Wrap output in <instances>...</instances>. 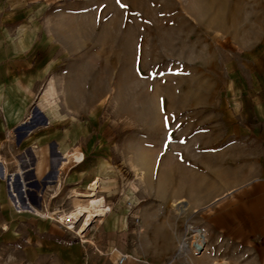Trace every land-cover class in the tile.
Masks as SVG:
<instances>
[{"label": "rangeland", "instance_id": "obj_1", "mask_svg": "<svg viewBox=\"0 0 264 264\" xmlns=\"http://www.w3.org/2000/svg\"><path fill=\"white\" fill-rule=\"evenodd\" d=\"M37 151L68 157L81 194L96 182L86 236L52 217L69 239L115 214L129 251H191L217 200L264 177V0H0V159L27 182ZM217 244L194 263L256 264Z\"/></svg>", "mask_w": 264, "mask_h": 264}, {"label": "crops", "instance_id": "obj_2", "mask_svg": "<svg viewBox=\"0 0 264 264\" xmlns=\"http://www.w3.org/2000/svg\"><path fill=\"white\" fill-rule=\"evenodd\" d=\"M35 157L32 174L26 178L27 182L22 181L21 171V175L17 174V180L21 179V182L17 181V184L22 185L23 182L24 186H27L23 201H27L30 207L38 210L41 215L32 210L17 211L11 203L8 183L0 178L5 181L8 189L7 197L0 195V264H116L117 258L123 253L139 260L128 259L125 264H196L195 259L200 258L210 247L217 246V242L246 248L256 264H264V177L256 178L242 186L238 193L233 192L235 196L224 195L217 200L215 207L206 213L203 224L196 227L200 228L205 236L204 252L196 255L192 250L184 251L180 255L187 257L184 263L185 260H180L181 257L177 254H172L168 260L167 253L148 255L143 250H127L122 235H118L126 228V222L115 214L106 215L100 222L107 233L106 236L80 241L69 239L55 219L43 215L47 213L56 216L57 213L64 212L67 205L74 208L78 206L79 199L89 195L81 194L88 180L82 182L81 178L77 180L75 177L72 180L73 175L70 178L62 177L63 167L67 163L59 164L51 171L47 165L49 161L51 163L52 158L48 159L43 151H37ZM64 158L60 159L61 162L65 161ZM27 172L26 169L25 173ZM66 184H73L74 187H71V193H64L61 198L60 190ZM56 199L61 200L56 206L58 208L51 203ZM178 202L183 204L182 201ZM231 206L236 207L233 209ZM184 207L175 209L182 210ZM53 208H56L55 212H52ZM96 219L91 222L88 230ZM137 228L141 232L147 230L145 225L143 229L140 224Z\"/></svg>", "mask_w": 264, "mask_h": 264}, {"label": "bare ground", "instance_id": "obj_3", "mask_svg": "<svg viewBox=\"0 0 264 264\" xmlns=\"http://www.w3.org/2000/svg\"><path fill=\"white\" fill-rule=\"evenodd\" d=\"M67 158L68 157L65 156L64 159L67 160ZM52 160H53V158H52ZM60 162H61V160H57L55 158L54 163H52V164H54V165L56 164V166H58L59 164L60 165L62 164V162L61 163ZM54 169H55V167H54ZM17 174L21 175L22 174L21 170H18L16 173H8L6 164L3 162V160L0 159V178L4 179L8 183V189L10 192L9 194H10V198H11V203L14 205L15 209L17 211L32 210L36 214L41 215L38 212V210L30 207V205L27 201H25V202L23 201V197L25 194L24 191L26 189L25 188L26 186H24L25 184L22 182V185H18L16 187L17 181H18L17 180ZM89 186H90L89 190L92 192L91 195H89V197H93L97 191L96 182L91 183ZM178 203H180V202H178ZM178 203H173L172 207L173 208H182V207H178ZM89 212H90V209H88V207L86 208L84 206H77L76 208L71 210V212H69V213L63 212V213L58 214L56 218H58V221L63 223L70 231H75L77 228V225L82 224L81 227H79L80 228L79 231L75 232L76 234L79 233V235L81 237L82 233L86 234L87 230L89 228V223H87L86 225H83L87 219V216L89 215L88 214ZM44 216H47L48 218L53 219L52 214H47ZM194 239H195V241L205 242V236H203L201 234L196 235ZM185 246L186 245L183 244L181 246V248H184ZM213 264H228V262L213 263Z\"/></svg>", "mask_w": 264, "mask_h": 264}, {"label": "built area", "instance_id": "obj_4", "mask_svg": "<svg viewBox=\"0 0 264 264\" xmlns=\"http://www.w3.org/2000/svg\"><path fill=\"white\" fill-rule=\"evenodd\" d=\"M104 209L106 210L105 213L110 212V208H108V207L105 206ZM132 219H133V222L134 223H136V224L139 223V218L137 216H133ZM192 233L195 234V236L198 235V234H201V235L204 236V234L202 233L201 230H194V231H192ZM205 246H206V244L203 241H201V242L195 241V242H192L191 243V249H192V251H193L194 254L203 253L204 250H205V248H206ZM128 259H133V258L130 255H128V254H124V253L123 254H120L119 257L116 260V264H125ZM134 259L136 261H139L136 258H134Z\"/></svg>", "mask_w": 264, "mask_h": 264}]
</instances>
